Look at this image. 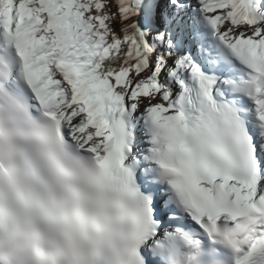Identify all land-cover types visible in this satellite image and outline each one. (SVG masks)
<instances>
[{"label":"snow or ice","instance_id":"1","mask_svg":"<svg viewBox=\"0 0 264 264\" xmlns=\"http://www.w3.org/2000/svg\"><path fill=\"white\" fill-rule=\"evenodd\" d=\"M0 264H264V0H0Z\"/></svg>","mask_w":264,"mask_h":264}]
</instances>
